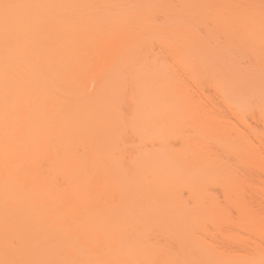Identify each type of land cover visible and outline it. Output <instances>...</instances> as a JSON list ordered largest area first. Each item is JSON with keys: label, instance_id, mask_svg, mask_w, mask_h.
<instances>
[{"label": "bare ground", "instance_id": "obj_1", "mask_svg": "<svg viewBox=\"0 0 264 264\" xmlns=\"http://www.w3.org/2000/svg\"><path fill=\"white\" fill-rule=\"evenodd\" d=\"M222 1L0 0V264H263L209 189L205 89L263 91Z\"/></svg>", "mask_w": 264, "mask_h": 264}, {"label": "rangeland", "instance_id": "obj_2", "mask_svg": "<svg viewBox=\"0 0 264 264\" xmlns=\"http://www.w3.org/2000/svg\"><path fill=\"white\" fill-rule=\"evenodd\" d=\"M226 1L231 3L225 6ZM223 5L232 14L226 40L240 61L236 68L250 71L252 86L263 91L260 100L238 108L226 106L222 93L216 96L211 88L205 89L216 103L217 125L213 131L206 128L204 143L220 158L217 180L209 189L221 205L231 208L234 217L236 206L252 207L249 230L236 233L249 238L252 253L259 249L264 255V0H223L220 12ZM223 27L221 20L220 41L225 39Z\"/></svg>", "mask_w": 264, "mask_h": 264}]
</instances>
